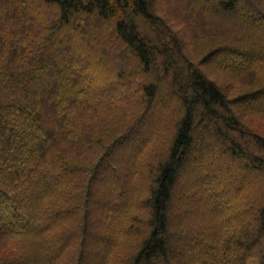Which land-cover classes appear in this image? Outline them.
I'll return each mask as SVG.
<instances>
[{
	"label": "trees",
	"instance_id": "trees-1",
	"mask_svg": "<svg viewBox=\"0 0 264 264\" xmlns=\"http://www.w3.org/2000/svg\"><path fill=\"white\" fill-rule=\"evenodd\" d=\"M202 1L246 31L197 62L151 0H0V264H264V0Z\"/></svg>",
	"mask_w": 264,
	"mask_h": 264
},
{
	"label": "rangeland",
	"instance_id": "rangeland-1",
	"mask_svg": "<svg viewBox=\"0 0 264 264\" xmlns=\"http://www.w3.org/2000/svg\"><path fill=\"white\" fill-rule=\"evenodd\" d=\"M193 2H197V5H193ZM203 1L202 0H151V6L153 8V11L156 13V15H158L160 17V20L162 23H164V25L166 26V28L168 30L171 31V34L173 35L174 38H176L175 35L178 36V38L182 41V46H183V52L190 58L191 61H200L202 62L203 56L206 55V53L208 52L210 46L212 44H218L220 41H222V38H224L223 36L230 34V35H240L241 32H245L246 30H242V26L240 23H236L235 21L232 22L229 19H233L231 17V15H224L222 14V12H219V9L216 8V11L213 8V4H209V7L212 8L208 9L210 11L208 12H204V7L202 4ZM2 8V5H0ZM203 7V9H202ZM241 7H237L235 8V12H237L239 14ZM234 16V15H233ZM30 17V16H29ZM231 17V18H230ZM10 18H12L10 16ZM21 18V17H20ZM21 20V19H20ZM250 36L251 33L250 30H248ZM254 34V31H253ZM64 37V36H63ZM237 37H235L236 39ZM232 39H229V42H231ZM237 40H239L237 38ZM70 39L68 36L63 38V41H59V43L55 42L54 45L56 47H58L59 45L65 44L69 45ZM225 41V40H224ZM235 41V40H234ZM240 42V41H238ZM224 43H228V42H224ZM54 47V46H53ZM235 47H239V45H235ZM117 50L115 53L112 54V56H118L120 55L122 52V50H120V48L115 49ZM208 54V53H207ZM89 55L88 53L85 54V58L86 60V67L88 70H90V73H93V75L87 77L86 82L87 83H93L94 78H95V74L97 72V68L94 67L93 64V58L92 59H88ZM43 59H45V57H43ZM42 59V61H43ZM41 60V59H40ZM212 62H220L219 59L216 58H212L210 59V63ZM4 66H6L9 62L8 60H6L5 62L3 61ZM112 66V65H111ZM5 67H2L1 70H4ZM118 68V65H117ZM124 69L123 67H121L119 65V68L117 69L118 71ZM204 71L206 72V74L208 76H210L211 78H213L214 80H216L219 85L226 91L228 92L229 90V96L231 98H233V96L239 94V91L241 90V88L244 86V88L246 87V85H242L241 81H244L246 79L245 78H238L240 76H231L229 75V73L227 74L226 72L223 71H219V70H215L212 69L209 66H203ZM133 71H135V69H132ZM131 70V71H132ZM109 71V70H108ZM114 72L112 70L109 71L110 77H112V74ZM263 76V75H262ZM255 81L257 82L258 80L255 79ZM254 81V83H255ZM42 86L43 85V81L41 82ZM45 84V82H44ZM242 85V87H241ZM100 85H95V87H98ZM174 90V89H173ZM16 92H18V95L21 94V89L16 90ZM100 93H102L101 91H99ZM105 93V92H104ZM143 94V93H142ZM139 95L138 94V99H136L137 102L140 103L141 97L143 95ZM159 97L162 96V93H159ZM171 95H175L176 97H178L176 95V92L174 93L173 91H171ZM118 100H122V99H118ZM177 101V100H176ZM158 102V100L156 101ZM173 102V100L171 101ZM128 104L130 103H118L117 108H123L122 105L128 106ZM174 107V106H173ZM129 112V111H128ZM170 112H172L170 109L167 110V112L165 113L164 116H160L159 118L162 117H169L170 120L172 119V115H170ZM174 116V115H173ZM170 120L165 121L164 127H165V134L166 132L168 133V135L166 137L163 138V145L166 149V153L164 155L167 154L168 151V147L171 144V138L173 136V130L170 129L171 123ZM258 122V123H257ZM257 123V125H256ZM253 126H255V129L259 131L260 134H262L264 136V117H254V121L252 123ZM164 134V136H165ZM161 146V145H160ZM163 155V156H164ZM196 162V160H195ZM195 162H193L191 165H189L188 168H192L195 165ZM186 177V176H185ZM201 179H203L202 177H200ZM187 187L186 185L180 181V183L178 185H176L175 188V192L173 195H181V198L178 199V201H180L184 196L191 200L190 198L193 196V198H195L192 201L191 205H188V207H184V210L182 212H180V214L176 215V217H174L175 221L174 223H176L177 225H182V223H186L188 222L187 220L189 219H193L195 220V218L192 217V213H197L198 214V218L201 219H206V216L208 214V209L205 206V200L206 198H196V194L194 193H190L188 194V191H186ZM180 190V193H179ZM186 191V192H185ZM187 195V196H186ZM188 195H191L188 196ZM176 200V203L178 202ZM201 227V226H200ZM202 228V227H201ZM184 235V238H190L191 242H195L194 241V235L191 234V232H187ZM190 242V241H189ZM199 243V245H198ZM191 246V245H190ZM203 246H201L200 242H195V244H192V248L195 249L197 252H202L201 249ZM189 249V248H188ZM203 252H205V250L203 249Z\"/></svg>",
	"mask_w": 264,
	"mask_h": 264
}]
</instances>
